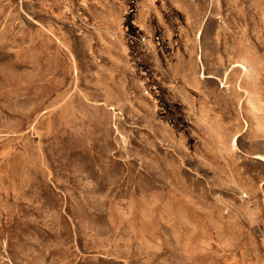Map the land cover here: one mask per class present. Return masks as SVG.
I'll return each instance as SVG.
<instances>
[{"label":"rangeland","instance_id":"1","mask_svg":"<svg viewBox=\"0 0 264 264\" xmlns=\"http://www.w3.org/2000/svg\"><path fill=\"white\" fill-rule=\"evenodd\" d=\"M0 264H264V0H0Z\"/></svg>","mask_w":264,"mask_h":264},{"label":"bare ground","instance_id":"2","mask_svg":"<svg viewBox=\"0 0 264 264\" xmlns=\"http://www.w3.org/2000/svg\"><path fill=\"white\" fill-rule=\"evenodd\" d=\"M235 143H236V141H235ZM235 143H234V144H235Z\"/></svg>","mask_w":264,"mask_h":264}]
</instances>
